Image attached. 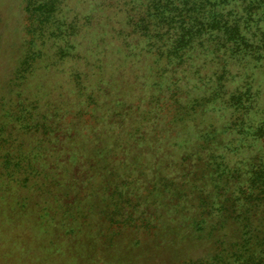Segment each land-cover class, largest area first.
Segmentation results:
<instances>
[{
	"label": "rangeland",
	"instance_id": "374dc122",
	"mask_svg": "<svg viewBox=\"0 0 264 264\" xmlns=\"http://www.w3.org/2000/svg\"><path fill=\"white\" fill-rule=\"evenodd\" d=\"M130 1L0 0V264H264V60L208 95Z\"/></svg>",
	"mask_w": 264,
	"mask_h": 264
},
{
	"label": "trees",
	"instance_id": "16d2710c",
	"mask_svg": "<svg viewBox=\"0 0 264 264\" xmlns=\"http://www.w3.org/2000/svg\"><path fill=\"white\" fill-rule=\"evenodd\" d=\"M129 3L137 6L138 11L133 10L136 18L130 19L131 27L142 33L150 45L158 47L157 52L161 51L158 61L163 60L166 67L175 72L186 67L196 68L195 54L199 59L211 55L220 62V74L215 75L218 85L208 88V95H216L222 87L226 88L225 76L235 62L248 64L264 60V0H131ZM255 88L251 83L238 90L239 93L235 91L237 95L229 103L230 107L235 112L243 109L249 112L253 102L243 101ZM257 161L263 163L264 158ZM263 188L255 196L258 202L255 205L262 206V210ZM259 234L257 231L252 237L256 243L260 238L264 241V233ZM240 252L246 254L241 249ZM26 253L24 260H27ZM234 257L245 264L242 258Z\"/></svg>",
	"mask_w": 264,
	"mask_h": 264
}]
</instances>
